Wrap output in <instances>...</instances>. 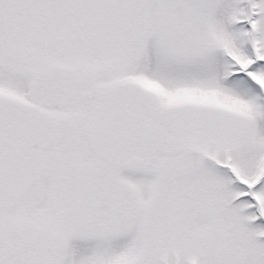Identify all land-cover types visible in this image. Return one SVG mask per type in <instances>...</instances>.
I'll list each match as a JSON object with an SVG mask.
<instances>
[{
  "label": "snow or ice",
  "instance_id": "6c2138e0",
  "mask_svg": "<svg viewBox=\"0 0 264 264\" xmlns=\"http://www.w3.org/2000/svg\"><path fill=\"white\" fill-rule=\"evenodd\" d=\"M0 264H264V0H0Z\"/></svg>",
  "mask_w": 264,
  "mask_h": 264
}]
</instances>
